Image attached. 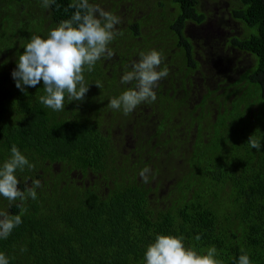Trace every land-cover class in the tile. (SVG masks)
I'll use <instances>...</instances> for the list:
<instances>
[{
    "label": "trees",
    "instance_id": "16d2710c",
    "mask_svg": "<svg viewBox=\"0 0 264 264\" xmlns=\"http://www.w3.org/2000/svg\"><path fill=\"white\" fill-rule=\"evenodd\" d=\"M125 1L90 0L120 17L116 28L123 35L111 43V59L84 73L90 84L85 99L57 112L38 100L43 81L25 94L12 72L31 36L47 38L71 18L75 9L65 12L71 0L48 9L41 0H0V165L15 144L35 164L17 172L19 188L41 181L37 198L25 202L22 223L0 239V252L10 264H145L155 236L171 234L200 254L215 246L223 264H238L242 253L264 264V0H231L230 18L240 33L225 46L249 62H235L233 80L227 71L204 69L213 56L197 48L191 32V25L209 19L205 3L216 0H144L140 18L135 12L126 21L118 14ZM152 49L168 70L156 101L129 115L110 109L111 98L134 86L121 83L123 74ZM210 73L219 75L215 83ZM202 83L210 86L200 90ZM118 128L122 137L133 132L139 138L134 150L149 151V158L122 163ZM251 135L261 141L259 150L250 146ZM173 141L187 151L177 182L169 168L173 152L167 160L161 156ZM145 167L148 183L139 173ZM19 203L0 196V209L9 215L20 214Z\"/></svg>",
    "mask_w": 264,
    "mask_h": 264
},
{
    "label": "clouds",
    "instance_id": "9594fccd",
    "mask_svg": "<svg viewBox=\"0 0 264 264\" xmlns=\"http://www.w3.org/2000/svg\"><path fill=\"white\" fill-rule=\"evenodd\" d=\"M56 4V0H41V7L48 9ZM58 7V5H57ZM68 9H75L70 19L61 21L50 30L47 38L39 35L31 36L24 46L23 54L19 55L17 67L12 72L16 87L25 92L28 87H35L43 81L44 95L38 97L46 108L61 112L65 105L72 101H83L89 91L84 73L92 72L101 59H111L114 51L111 43L118 35H123L116 26L121 23L119 16L105 10L90 0H71ZM138 62L132 65L121 77L122 84L134 86L123 91L119 96L109 100L107 106L114 111L131 114L143 103H153L157 99L159 82L168 75L167 68L161 69L164 57L160 51L152 49L141 52ZM102 89L100 81L95 82ZM250 146L259 150L261 141L254 135L248 139ZM11 155L0 165V196L9 204L19 201L20 214L9 215L0 210V239H7L12 231L22 223V216L27 212L25 202L37 198L40 180H33L31 187L19 188L17 172L31 171L35 164L13 144ZM151 169L145 167L140 176L144 183L149 182ZM27 177L25 180L27 181ZM201 239L199 235L195 237ZM21 251H26L21 249ZM215 246L200 254L193 247L185 244L183 236L157 234L147 246L144 254L145 264H223L217 258ZM0 264H10L9 257L0 252ZM238 264H252L249 254L242 253Z\"/></svg>",
    "mask_w": 264,
    "mask_h": 264
},
{
    "label": "rangeland",
    "instance_id": "374dc122",
    "mask_svg": "<svg viewBox=\"0 0 264 264\" xmlns=\"http://www.w3.org/2000/svg\"><path fill=\"white\" fill-rule=\"evenodd\" d=\"M141 2H144V0H137V1L127 0L122 5H120V10L118 14L120 15L121 13H124V15L122 16V20L126 21L129 18L128 16L129 15L131 16L135 12L136 14L139 13V15L136 16L140 18L141 16L140 13H143L142 10L147 8L146 6L140 5ZM136 3L140 6V8L139 9L137 8L135 11H133L132 8L134 6L137 7ZM230 3L231 0H216V1H211L209 4L205 3L203 7V11L208 13L209 19L203 25H200L198 27L196 26L194 27L191 25L192 27L191 32L194 35H196L195 39H196L197 48L205 50V55L209 50L215 52L214 57L209 58L207 61L203 63L204 69L206 68L212 72H215L216 69H218L219 71L220 70L227 71V74H231L228 75V79L233 80L232 78H235L237 76V74H235L232 71V69L236 67V65H234L235 62H238L240 59L239 62H241V65L244 66L248 65L249 62L246 60L248 59L247 57H245L246 58L245 59L244 57H242V55L236 52H230L228 50V44L227 47L225 46V41L227 37H229L231 34L232 35L235 34L236 32L240 33V28L238 24L236 22L229 21L230 8L233 7ZM222 23H224V27L222 26ZM121 28L122 27H119V31L121 30ZM121 50H123V47ZM217 52H221L222 55L217 56L216 55L218 54ZM225 52H227V54ZM201 61L203 62V58H201ZM210 74H211V77H209L210 80L214 81L215 83V80L219 78V75L216 73H210ZM214 83H212L213 85L211 84V86H214ZM174 126H177L176 128L177 132H179L180 129H182L178 122L175 123ZM158 129H160V126H158ZM152 132H154V130ZM124 133L125 134L122 137L120 128H118L116 129V134H115L117 147L124 154H128L131 158H138L140 156L146 157L148 155H151L149 151H146L144 153L146 155L139 154L140 153L139 150L133 153L134 149L131 150V148L138 145L137 143L139 141V138L137 136H133V132L127 131ZM166 135L167 134L165 131L164 137ZM144 138L146 137L144 135H141L140 141H144ZM162 150L163 152L161 153V156H163L165 160H167L169 156H171L169 154L173 152V156L175 157L176 161L175 163L169 164V168L171 170V178L177 182L178 178L183 176L184 174L183 165L185 164L187 151L183 148L181 142L175 143V141L171 142L169 145L165 144L162 147Z\"/></svg>",
    "mask_w": 264,
    "mask_h": 264
},
{
    "label": "flooded vegetation",
    "instance_id": "af4514ba",
    "mask_svg": "<svg viewBox=\"0 0 264 264\" xmlns=\"http://www.w3.org/2000/svg\"><path fill=\"white\" fill-rule=\"evenodd\" d=\"M229 21H232V19L230 18ZM192 26L195 27V24H193ZM225 43H226V41H225ZM228 49H230V48H228ZM204 51H205V50H204ZM207 53L210 54V55L213 56V57H214V55H215V52H214V51H211V50H209ZM208 86H210L208 83H202V84L198 85L197 88H199L200 90H206V88H207ZM135 148H136V146L132 147L131 150H133V149H135ZM136 151H137V150H133V153L136 152ZM145 152H146V151H140L139 154L146 155V154H144ZM149 156H150V155H148V156H146V157H142V156H140V157H138V158H131L128 154H125V156H124V158H123V160H122V163L125 162L127 159H130V158H131L132 161H135V160H142V159H144V158H149ZM122 166H123V165H122ZM126 167H127V166H126ZM141 170H142V169H141ZM141 170H140V172H141ZM140 172H139V173H140Z\"/></svg>",
    "mask_w": 264,
    "mask_h": 264
}]
</instances>
